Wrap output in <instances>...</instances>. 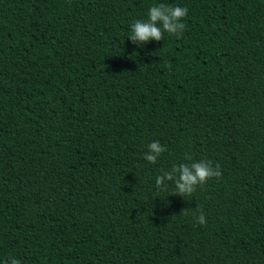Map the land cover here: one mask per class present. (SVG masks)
<instances>
[{
  "label": "trees",
  "instance_id": "1",
  "mask_svg": "<svg viewBox=\"0 0 264 264\" xmlns=\"http://www.w3.org/2000/svg\"><path fill=\"white\" fill-rule=\"evenodd\" d=\"M159 3L188 8L183 35L133 44ZM154 141L167 150L151 164ZM186 155L221 176L192 197L158 190ZM12 257L264 264V0H0V264Z\"/></svg>",
  "mask_w": 264,
  "mask_h": 264
},
{
  "label": "clouds",
  "instance_id": "2",
  "mask_svg": "<svg viewBox=\"0 0 264 264\" xmlns=\"http://www.w3.org/2000/svg\"><path fill=\"white\" fill-rule=\"evenodd\" d=\"M188 14L187 7L159 3L148 9L147 20H135L131 25V35L128 39L137 45H146L150 41H162L164 34L182 36L186 28L183 23ZM166 147L159 141L147 145L143 159L151 164H156L158 158L166 151ZM185 160L191 163L173 165L170 170H161L155 178V186L160 191H167L168 182L175 184V193L181 197H192L199 186L204 185L209 179L221 176L220 166L214 165L211 160L196 161L191 155H186ZM198 211V215L196 212ZM186 212V209L182 210ZM196 223L201 226L207 224L206 216L202 209L193 212ZM5 264H21L15 257L10 258Z\"/></svg>",
  "mask_w": 264,
  "mask_h": 264
}]
</instances>
